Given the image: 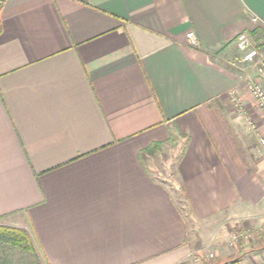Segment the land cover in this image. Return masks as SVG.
I'll list each match as a JSON object with an SVG mask.
<instances>
[{"label": "crops", "instance_id": "1", "mask_svg": "<svg viewBox=\"0 0 264 264\" xmlns=\"http://www.w3.org/2000/svg\"><path fill=\"white\" fill-rule=\"evenodd\" d=\"M242 32L264 48V0L0 2V223L46 264H263ZM156 142L182 147L181 199L141 154Z\"/></svg>", "mask_w": 264, "mask_h": 264}, {"label": "built area", "instance_id": "2", "mask_svg": "<svg viewBox=\"0 0 264 264\" xmlns=\"http://www.w3.org/2000/svg\"><path fill=\"white\" fill-rule=\"evenodd\" d=\"M187 40L189 45L194 47H198L199 41L197 35H195L193 30H190L187 34ZM236 45L241 53V56L233 57L230 59V63L238 69H242L240 64L248 63L254 66L255 71L261 75L264 79V48L262 45L258 44L254 37L247 32H242L237 37ZM249 91L255 99V103L257 104V108L262 111L264 116V85L258 79L248 78ZM235 103L242 109V99L233 95ZM245 116L247 118L248 123L251 125L254 131H257V125L253 122L250 114L245 112ZM259 138V142L264 147V136L257 135ZM208 257L213 258L215 253L213 251H209L207 253ZM264 264V263H263Z\"/></svg>", "mask_w": 264, "mask_h": 264}, {"label": "trees", "instance_id": "3", "mask_svg": "<svg viewBox=\"0 0 264 264\" xmlns=\"http://www.w3.org/2000/svg\"><path fill=\"white\" fill-rule=\"evenodd\" d=\"M161 150L162 143L156 142V144L146 148L141 154L155 157ZM0 264L46 263L35 247L33 237L27 229L0 223Z\"/></svg>", "mask_w": 264, "mask_h": 264}, {"label": "rangeland", "instance_id": "4", "mask_svg": "<svg viewBox=\"0 0 264 264\" xmlns=\"http://www.w3.org/2000/svg\"><path fill=\"white\" fill-rule=\"evenodd\" d=\"M235 54L237 56H240V53L237 51L235 52ZM242 70H240L244 76H247V80L246 83H248V78H252V79H257L256 78V74L258 73L257 71H255L254 66H252L251 64H247L245 66H242ZM259 74V73H258ZM247 85V84H246ZM247 90L249 92V94L251 95L250 91H249V85H247ZM252 96V95H251ZM254 98V97H253ZM255 102V99H254ZM256 104V103H255ZM257 110V111H255ZM255 110H252L250 113V116L253 120L254 123L258 124V127L260 126L259 123H257L258 121L256 120L258 113L262 115V119L264 121V116L262 114V111L257 108V104L255 105ZM258 112V113H257ZM254 113V115H253ZM248 121H246L247 123ZM249 125V123H248ZM262 135L264 136V133H262ZM175 142H171L169 143L167 146H165L164 148L162 147L161 152H158L157 156L155 157H151L148 161L147 164L148 166H150L152 173L155 175V177L157 179L162 180L164 183H166L171 190L173 191L175 197H177V199H181V192L182 190L177 189L176 186V174H177V161L178 158L181 154V145H177L174 144ZM236 227V226H235ZM238 228V227H237Z\"/></svg>", "mask_w": 264, "mask_h": 264}, {"label": "water", "instance_id": "5", "mask_svg": "<svg viewBox=\"0 0 264 264\" xmlns=\"http://www.w3.org/2000/svg\"><path fill=\"white\" fill-rule=\"evenodd\" d=\"M3 1H5V0H0V2H3Z\"/></svg>", "mask_w": 264, "mask_h": 264}]
</instances>
